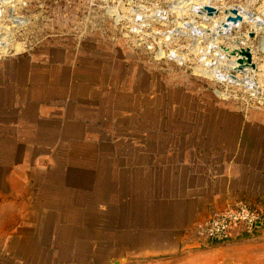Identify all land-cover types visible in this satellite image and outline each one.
Instances as JSON below:
<instances>
[{"label":"crops","instance_id":"1","mask_svg":"<svg viewBox=\"0 0 264 264\" xmlns=\"http://www.w3.org/2000/svg\"><path fill=\"white\" fill-rule=\"evenodd\" d=\"M227 1L264 17V0ZM113 84L46 40L0 59V264H264V239L231 241L220 260L192 233L238 201L264 213V115L234 112L238 128L203 129L199 144L188 130L151 145L162 131L148 127L125 141L118 112L146 111L121 109Z\"/></svg>","mask_w":264,"mask_h":264},{"label":"rangeland","instance_id":"2","mask_svg":"<svg viewBox=\"0 0 264 264\" xmlns=\"http://www.w3.org/2000/svg\"><path fill=\"white\" fill-rule=\"evenodd\" d=\"M176 1L178 0H173L174 3ZM169 2L163 1L165 5ZM204 2L205 0H182L178 14L171 13V22H165L164 25L152 24L147 30L148 36H152L150 33L154 29L168 30L174 26H179L186 32L174 37L170 35L171 39L156 36L138 40L130 33L129 20L117 25L103 11L90 8L87 3L77 0H34L33 5L24 12L31 19L27 31L31 32L32 38L29 42H32L33 46L46 40L80 48L87 64L93 66V70L101 75L102 84H106L109 78L114 82L118 106H121V109L126 105L135 110L146 111L142 120L139 117L136 119L135 116L125 120L123 114L118 112L117 127L124 130L130 127L132 132L130 136H126L125 141H129L131 136L139 140L137 133L140 128L148 127L149 130L158 128L162 131L158 135L150 131L151 145L156 142L188 143V134H185L188 130L192 131L190 142L199 144L203 142V138H207V132L203 129H215L221 125L226 128H238L240 117L234 115V112L254 113L258 116L261 112L264 115V24L256 29L255 37L248 36V31L252 30L253 26L245 22L241 28H234L232 34L228 31L225 36H219L220 39H216L219 44H212L214 38L203 39L208 33L206 30H214L215 21L224 18L225 14L218 15L212 21H205V16L198 15L201 18H195L196 21L206 30L201 34L197 32L195 36L184 27L185 20L193 21L191 6H201ZM206 2L220 10L224 9L222 7L243 5H228L227 0ZM24 34L28 40V34ZM237 38L246 39L254 50L255 70L249 73L235 71L244 79L248 74L253 75L250 85L233 84L221 75L222 69L217 57L228 59L230 55L225 57L226 54H220V46L231 44L230 48H233V40ZM150 43L154 48L150 47ZM161 49L165 52L162 51L158 55L157 52ZM199 129L200 131H197ZM211 137L214 142L218 141L217 133ZM229 138L232 136L229 135ZM125 146L126 150H130L128 142ZM136 155V152L133 153V162L139 159ZM118 161L123 164L128 162V159L122 156ZM139 186L137 184L136 188ZM101 234L103 237L104 234ZM263 239L264 231L258 230L234 243H250ZM198 241L200 244L194 249L197 254L212 255L224 260L233 253L229 251L233 242Z\"/></svg>","mask_w":264,"mask_h":264},{"label":"built area","instance_id":"3","mask_svg":"<svg viewBox=\"0 0 264 264\" xmlns=\"http://www.w3.org/2000/svg\"><path fill=\"white\" fill-rule=\"evenodd\" d=\"M57 2L67 0H55ZM87 3L90 8L103 11L106 16L117 25L129 20L130 33L138 40L141 38H155L170 34L173 37L177 35L173 32L174 27L168 30L154 29L152 36H148V29L152 24L164 25L165 22H171V6L173 0L165 5L164 0H77ZM34 0H0V59L19 54L26 51L28 47L33 46L29 42L31 32L27 31L30 27L31 19L24 12L33 5ZM17 3V8L13 7ZM193 6V5H192ZM191 6V9H192ZM113 7L117 10L113 16L107 13L108 9ZM166 12V13H164ZM193 16L192 10H190ZM129 18H128V17ZM119 17V18H118ZM148 18V20H146ZM26 19L30 22L26 23ZM133 26L138 31L133 30ZM28 34V40L24 37ZM23 42V49L17 50L15 44ZM154 48V47H151ZM264 222V213L244 201H238L234 205L215 211L208 218L198 222L192 229L194 236L201 240L211 242H231L241 240L248 235L257 232ZM261 224V226H258Z\"/></svg>","mask_w":264,"mask_h":264},{"label":"water","instance_id":"4","mask_svg":"<svg viewBox=\"0 0 264 264\" xmlns=\"http://www.w3.org/2000/svg\"><path fill=\"white\" fill-rule=\"evenodd\" d=\"M222 8L224 9L220 10L217 6L212 5V4H202L201 6H197L196 4H193L192 6V12L194 14L193 21H191L190 19L185 20L184 22L185 29L190 30L192 35H194L196 30L199 29L196 24L197 21L195 18L197 17L201 18L200 16H198L201 13H204L206 15L205 17H203V20L205 21H210V20L212 21L218 15H223V14L227 15L225 20L222 22V24L225 28L230 27L231 30H233V28L235 29L241 28L242 24L245 22H248V23L251 22L254 25H257L258 19L255 18L257 13L252 10L246 11L245 9L239 7L238 5L229 6L227 8L222 7ZM239 25L240 27H238ZM206 31L210 33V29ZM173 32L176 33L177 35L181 33H184V34L186 33L179 26H175ZM232 32L230 34H232ZM248 36L251 38L256 36V27L253 26L252 30L248 31ZM233 41H234V44H238L239 47L234 46L233 48H230V45L228 44L221 46V50H225V52H228L230 55L236 56L237 66L233 67L232 74H234L235 71H240L242 73L246 72L247 68L255 69L256 64L254 62V53L252 52V48L247 43L246 39L237 38V39H234ZM258 226H261V224H258Z\"/></svg>","mask_w":264,"mask_h":264},{"label":"bare ground","instance_id":"5","mask_svg":"<svg viewBox=\"0 0 264 264\" xmlns=\"http://www.w3.org/2000/svg\"><path fill=\"white\" fill-rule=\"evenodd\" d=\"M20 1H23V0H20ZM182 1V0H181ZM181 1L179 2V0L178 1H176L175 3L173 2V5L171 6V9H170V11L172 12V13H176V14H178V10H179V8H181ZM186 1V0H185ZM188 1V0H187ZM184 2V1H183ZM201 2V1H200ZM205 2H206V0H205ZM202 3V4H206V3ZM186 3V2H185ZM185 3H183V4H185ZM182 4V5H183ZM190 4H192V3H190ZM189 4V5H190ZM199 4V3H198ZM13 5V7L16 9L17 8V3H13L12 4ZM184 6V5H183ZM182 6V7H183ZM243 9H245L246 11H247V9L246 8H244L243 7ZM181 11H182V9H181ZM184 11H186V10H183V12ZM107 13H109L110 15H114L115 13H117V10L115 9V8H113V7H110V9H108V11H107ZM179 14H181L180 13V11H179ZM203 16H206L204 13H201ZM264 15V14H263ZM180 16V15H179ZM182 16V15H181ZM227 16V15H226ZM226 16L224 17V18H220L219 20H217V21H215V26H214V30H212V29H210V33H207L206 35H205V37L203 38V39H206V38H208L209 39V37L212 39V38H214V41L213 40H211V41H213V42H211L212 44H215V45H217V44H219L218 42L219 41H217L216 39L219 37V36H225L226 35V33H228V31L231 33L232 32V30H231V28L230 27H228V28H225L224 26H223V24H222V22L225 20V18H226ZM119 18V17H118ZM255 18L256 19H258V21H257V25H254L253 23H251L252 24V26H254V27H256V29H258L259 27H261V25H263L264 24V18H263V16H261V15H259V14H256V16H255ZM146 20H148V18L146 19ZM28 22H30V19H26V23H28ZM198 23V22H197ZM196 23V24H197ZM183 25V24H182ZM181 25V26H182ZM197 26H198V28L199 29H201V30H196V32H195V34L194 35H197L198 33L199 34H201V33H203L204 32V30H206L205 28H202L201 26H200V24L198 23L197 24ZM183 27V26H182ZM238 27H240V26H238ZM133 30H136V32L138 31V29H137V27L135 28V26H133ZM237 28V27H236ZM204 29V30H203ZM233 30H234V28H233ZM263 30V29H262ZM191 32V31H190ZM198 32V33H197ZM210 34H212V36H210ZM165 37H166V39H171L172 38V36H170V34H165L164 35ZM201 38V37H200ZM218 39H220V38H218ZM222 40V39H221ZM20 41H18L16 44H15V47H16V49L19 51V50H22L23 49V42H20ZM211 43H210V45H211ZM233 44V47L234 46H236V47H239V45L238 44H234V43H232ZM150 45H151V43H150ZM220 46V45H219ZM230 46H231V44H230ZM150 47H153L152 45L150 46ZM221 47V46H220ZM221 49V48H220ZM162 51L163 52H165L164 50H162L161 49V51H159V52H157L158 53V55L160 54V52L162 53ZM219 52H220V50H219ZM252 52L254 53V50L252 49ZM170 54H172V53H170ZM220 54H226L225 55V57H227V55H230V54H228L227 52H225V50H221V52H220ZM224 56V55H223ZM229 58L227 59H225V58H222V57H217V59L218 60H220L219 62H220V66H221V69H222V73H221V75H223V76H225L226 78H228L229 79V81L231 82V83H233V84H241V83H246L247 85H250L251 83H252V79H251V77L253 76V75H251V74H248L247 75V77H245V79L243 78V77H241L240 75H237V73H234V74H232V71H231V69H233V67H236L237 66V61H236V56H232V55H230V56H228ZM222 62H224V63H222ZM255 69H252V68H247L246 69V72H243V73H249V72H252V71H254ZM239 74V73H238ZM246 85V86H247ZM250 87V86H249ZM248 87V88H249Z\"/></svg>","mask_w":264,"mask_h":264}]
</instances>
